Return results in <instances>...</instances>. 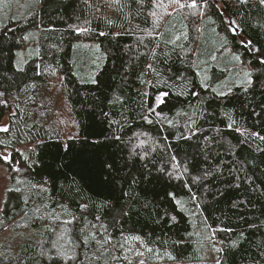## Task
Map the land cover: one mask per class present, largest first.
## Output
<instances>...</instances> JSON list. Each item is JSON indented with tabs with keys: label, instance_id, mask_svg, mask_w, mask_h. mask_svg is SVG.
<instances>
[{
	"label": "trees",
	"instance_id": "16d2710c",
	"mask_svg": "<svg viewBox=\"0 0 264 264\" xmlns=\"http://www.w3.org/2000/svg\"><path fill=\"white\" fill-rule=\"evenodd\" d=\"M200 2L202 10H179L181 40L168 37L176 6L162 0H40L29 17L0 27V123L9 121L0 150L20 163L28 190L8 192L2 217L17 223L47 199L72 213L62 241L34 218L40 238L22 246L20 264H83L93 255L106 264L110 248L132 237L172 262L197 264L200 246L179 200L220 243L219 264H264V141L253 135L264 136V3ZM206 19L221 35L211 34L204 52L221 45L239 55L251 86L217 95L227 76L217 67L203 83L196 58ZM37 32L38 54L17 68L26 36ZM55 82L77 127L67 139L42 123L40 102Z\"/></svg>",
	"mask_w": 264,
	"mask_h": 264
},
{
	"label": "rangeland",
	"instance_id": "374dc122",
	"mask_svg": "<svg viewBox=\"0 0 264 264\" xmlns=\"http://www.w3.org/2000/svg\"><path fill=\"white\" fill-rule=\"evenodd\" d=\"M164 3H171V0H162ZM40 6V0H0V27L3 26L5 21L13 18L25 19L33 14L37 6ZM189 9V8H188ZM172 12L173 19L170 20L167 26L169 28L170 34L168 37H172L173 40H181L186 34V27L182 21L181 13L179 10L182 9L174 7ZM165 11H163L164 13ZM231 21L230 28H236L235 22L228 18L227 22L229 24ZM181 26L177 29V24ZM176 26V30L174 29ZM237 29V28H236ZM217 31L216 23L211 19H206L202 23V29L200 34V48L197 53V70L200 74L201 80L204 84L210 80V71L213 67L218 69H226L227 76L225 79L220 81L215 86V91H221L228 93L232 88L242 84L241 81L244 79L243 71L248 70L251 72L250 68H247L233 60V56L236 55L230 50L221 51V45L215 47L212 52H204V45L209 44L211 40H214V34ZM218 33V31H217ZM221 34H217L219 37ZM218 42V39L216 40ZM223 45L224 42L221 41ZM202 48V50H201ZM253 49V47H251ZM203 51V52H202ZM39 52V33H30L26 36L25 43L22 49L17 53L16 66L22 69L26 62L36 56ZM215 57V59H213ZM97 59L92 61L89 66V70H93V67ZM61 82L60 78L58 77ZM60 84L55 82L51 88L50 95H45L44 101L40 102L42 104L40 109L46 110L42 115V123L49 125H56L60 134L64 139L76 136L77 127L70 114V111L64 101L61 98V93L59 91ZM46 117V118H45ZM47 119V120H46ZM7 125L9 128V121L5 119L0 123V126ZM138 144L146 145V140L144 138L139 140ZM31 148V146L26 145L20 148L21 151ZM146 152L145 150H142ZM10 153L9 149L0 150V153ZM12 167H19L20 172H12L11 168L6 166L2 161H0V256H3V264H20L21 260V250L22 246L30 241H37L40 238V233L32 228V221L40 219L43 217V228L52 227L55 231V240L62 241V238L68 236V229L72 226V223H66V221H71L70 217L72 215L69 208L59 204L56 207L52 206V200H46L41 205H33L35 209L33 214L26 218H21L17 223L8 224L4 221L2 217V212L4 208L5 201L8 195V188H12L14 181L16 183L15 188L23 186L24 194H27L28 190L25 183L20 179L23 174V169L19 162L12 164ZM20 177V178H19ZM20 180L21 183L16 181ZM25 187V188H24ZM41 191H45L43 187H40ZM180 207L184 210H188L191 215L192 222V239L196 241L200 246L202 260L197 264H217L220 259L221 245L212 236V232L209 230L207 224L200 217V213L196 210H191L188 204L184 200H179ZM86 209H82V213H86ZM49 220V221H48ZM50 223V224H49ZM62 244V242L60 243ZM62 247V246H61ZM59 247V248H61ZM220 249V251H217ZM111 257L106 258V264H189V263H175L170 260L166 254H162L155 250H151L146 247L139 239L127 238L123 240L122 243L115 245L110 248ZM95 256L86 258L83 264H95Z\"/></svg>",
	"mask_w": 264,
	"mask_h": 264
},
{
	"label": "snow or ice",
	"instance_id": "6c2138e0",
	"mask_svg": "<svg viewBox=\"0 0 264 264\" xmlns=\"http://www.w3.org/2000/svg\"><path fill=\"white\" fill-rule=\"evenodd\" d=\"M241 2H246V0H241ZM261 3H264V0H261ZM171 4L180 8V9H184V8H189V9H195V10H202L203 7H206V2L205 3H201L200 0H171ZM202 14V11H201ZM153 15H155V13H153ZM169 15H171V13H169ZM231 21H229V25L231 26ZM231 30L233 31V33H235L237 31L236 28H231ZM101 35H104V33H101ZM241 44H243L244 47L246 48H251V42L250 41H241ZM97 50L98 47H97ZM233 60L239 62L240 61V56L239 55H234ZM213 59H215V57H213ZM261 63H264V60L261 61ZM243 77L244 79L241 81L242 84H247L248 86H251L253 81L251 79V72L248 70H244L243 71ZM93 83H95V80H92ZM227 93L225 92H221V91H217V95H226ZM167 93H163L161 95H158L156 97V103L157 105L164 103V97L167 96ZM152 111V110H150ZM147 119V117H145ZM8 126L4 125V126H0V132H7ZM254 136L258 137L260 140L264 141V136L259 135V133H253ZM115 139H120L119 136L114 137ZM0 143H4L2 141H0ZM5 147H7V145L5 144ZM21 155H23V153H21ZM25 160H28L29 158L27 156L24 157ZM171 159L173 161H176L177 158L175 156H172ZM0 161H2L6 166L11 168L12 172H20L21 169L19 167H12L13 164V159L10 153H0ZM179 162L177 161L176 164L173 165L174 168H179ZM109 168H111V165H108ZM17 183H21L22 181L17 180ZM8 191H19L20 189L18 188H8ZM179 203V202H178ZM66 223H71V221H66ZM132 239H139L138 237H132ZM55 246V245H54ZM217 251H220V249H217ZM171 258V257H169ZM69 259H72L71 256H69ZM141 264H143V262H141ZM217 264H219V261H217Z\"/></svg>",
	"mask_w": 264,
	"mask_h": 264
},
{
	"label": "water",
	"instance_id": "95a60500",
	"mask_svg": "<svg viewBox=\"0 0 264 264\" xmlns=\"http://www.w3.org/2000/svg\"><path fill=\"white\" fill-rule=\"evenodd\" d=\"M236 34H239V31L238 30L236 31Z\"/></svg>",
	"mask_w": 264,
	"mask_h": 264
},
{
	"label": "bare ground",
	"instance_id": "6f19581e",
	"mask_svg": "<svg viewBox=\"0 0 264 264\" xmlns=\"http://www.w3.org/2000/svg\"><path fill=\"white\" fill-rule=\"evenodd\" d=\"M236 28H237V26H236Z\"/></svg>",
	"mask_w": 264,
	"mask_h": 264
}]
</instances>
